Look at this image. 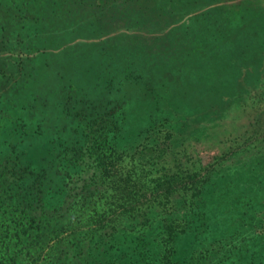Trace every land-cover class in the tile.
Returning <instances> with one entry per match:
<instances>
[{
  "label": "rangeland",
  "instance_id": "1",
  "mask_svg": "<svg viewBox=\"0 0 264 264\" xmlns=\"http://www.w3.org/2000/svg\"><path fill=\"white\" fill-rule=\"evenodd\" d=\"M112 1L71 10L45 42L0 34V150L59 175L61 186L66 168L65 184L92 189L89 159L67 168L58 154L78 138L73 113L83 109L118 122L126 153L158 143L199 162L212 173L175 240L186 261L227 235L230 208L264 185V0Z\"/></svg>",
  "mask_w": 264,
  "mask_h": 264
},
{
  "label": "trees",
  "instance_id": "2",
  "mask_svg": "<svg viewBox=\"0 0 264 264\" xmlns=\"http://www.w3.org/2000/svg\"><path fill=\"white\" fill-rule=\"evenodd\" d=\"M18 1L0 0V34L25 30L41 42L71 10L85 15L91 7L100 12L114 4ZM73 117L80 122L78 138L58 154L67 168L89 159L92 189L65 184L66 168L59 172L61 186L59 175L27 166L13 149L0 150V264H264V185L230 208L234 221L227 235L178 261L175 240L212 171L158 143L124 152L116 146L119 124L108 113L80 109ZM7 131L15 132L12 125Z\"/></svg>",
  "mask_w": 264,
  "mask_h": 264
}]
</instances>
